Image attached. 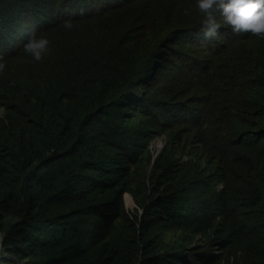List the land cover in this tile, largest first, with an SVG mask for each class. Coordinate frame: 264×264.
I'll use <instances>...</instances> for the list:
<instances>
[{"label": "trees", "instance_id": "obj_1", "mask_svg": "<svg viewBox=\"0 0 264 264\" xmlns=\"http://www.w3.org/2000/svg\"><path fill=\"white\" fill-rule=\"evenodd\" d=\"M195 2L0 0L6 252L264 264V37L208 55ZM33 32L41 61L22 51Z\"/></svg>", "mask_w": 264, "mask_h": 264}, {"label": "clouds", "instance_id": "obj_2", "mask_svg": "<svg viewBox=\"0 0 264 264\" xmlns=\"http://www.w3.org/2000/svg\"><path fill=\"white\" fill-rule=\"evenodd\" d=\"M195 10L203 18L202 32L206 53H220L242 34L264 37V0H196ZM184 15H190L188 9ZM64 26L71 28V22ZM49 40L35 32L23 43L22 51L35 61H41L49 49ZM6 67L0 57V73ZM159 154L155 156L158 157Z\"/></svg>", "mask_w": 264, "mask_h": 264}, {"label": "rangeland", "instance_id": "obj_3", "mask_svg": "<svg viewBox=\"0 0 264 264\" xmlns=\"http://www.w3.org/2000/svg\"><path fill=\"white\" fill-rule=\"evenodd\" d=\"M117 21V20H114ZM119 22V21H118ZM119 24V23H118ZM119 27V26H118ZM115 29V27H113ZM167 138L163 134L156 135L153 139L151 146H150V152H152L153 156L155 157L157 154H161L164 150V148L167 146ZM4 242H0V264H26L25 260H22L15 254H12L10 252H6L3 247ZM18 249L22 251L21 245H18L17 247L13 248ZM183 255L187 256V258L192 259V256L188 253L183 252Z\"/></svg>", "mask_w": 264, "mask_h": 264}]
</instances>
